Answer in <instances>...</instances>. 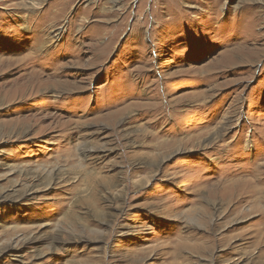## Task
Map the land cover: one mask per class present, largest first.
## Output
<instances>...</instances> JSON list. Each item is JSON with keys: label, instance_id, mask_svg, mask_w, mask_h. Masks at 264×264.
Segmentation results:
<instances>
[{"label": "rangeland", "instance_id": "374dc122", "mask_svg": "<svg viewBox=\"0 0 264 264\" xmlns=\"http://www.w3.org/2000/svg\"><path fill=\"white\" fill-rule=\"evenodd\" d=\"M0 264H264V0H0Z\"/></svg>", "mask_w": 264, "mask_h": 264}, {"label": "bare ground", "instance_id": "6f19581e", "mask_svg": "<svg viewBox=\"0 0 264 264\" xmlns=\"http://www.w3.org/2000/svg\"><path fill=\"white\" fill-rule=\"evenodd\" d=\"M39 1H40V0H39ZM35 2H36V1H35ZM60 29H61V28H60ZM56 37H57V40L59 41L60 35H58V36H56ZM41 42H42V41H41ZM41 42H38V46H36V49L39 47V45H40V49L45 47V45H44L43 43H41ZM84 154H85V153H84ZM29 175H31V174H29ZM35 176H36V175H35ZM35 176L32 175V177H34V178H35ZM62 176H63L62 173H55V174L49 176L48 179H52V180H53V179H54V180L59 179V180H61V179H62ZM28 178H29V177H28ZM46 178H47V177H46ZM50 185H51V181L49 180L48 184L45 185V187H49ZM12 192H14V191L12 190ZM31 192H35V190H34V189H29V190L26 192V194L31 193ZM11 194H12V193H11ZM11 194L5 196V193H4V194L2 195L1 198L11 196ZM23 196H24V195H23ZM24 197H25V196H24Z\"/></svg>", "mask_w": 264, "mask_h": 264}]
</instances>
